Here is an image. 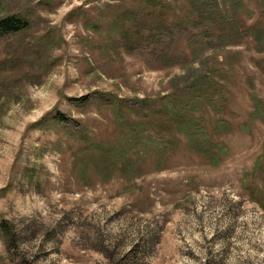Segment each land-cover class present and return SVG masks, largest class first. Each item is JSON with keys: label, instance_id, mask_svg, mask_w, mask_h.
<instances>
[{"label": "rangeland", "instance_id": "374dc122", "mask_svg": "<svg viewBox=\"0 0 264 264\" xmlns=\"http://www.w3.org/2000/svg\"><path fill=\"white\" fill-rule=\"evenodd\" d=\"M0 0V264H264V0Z\"/></svg>", "mask_w": 264, "mask_h": 264}, {"label": "trees", "instance_id": "16d2710c", "mask_svg": "<svg viewBox=\"0 0 264 264\" xmlns=\"http://www.w3.org/2000/svg\"><path fill=\"white\" fill-rule=\"evenodd\" d=\"M143 3L155 9L161 6L159 0H141ZM30 23L21 16L14 15L0 19V39L21 32L29 27Z\"/></svg>", "mask_w": 264, "mask_h": 264}]
</instances>
